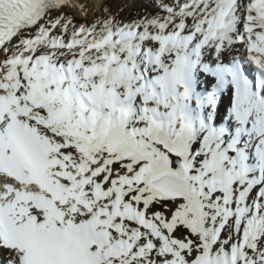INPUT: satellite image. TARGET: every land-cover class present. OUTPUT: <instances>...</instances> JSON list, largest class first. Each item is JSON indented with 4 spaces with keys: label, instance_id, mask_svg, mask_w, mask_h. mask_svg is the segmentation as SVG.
Masks as SVG:
<instances>
[{
    "label": "snow or ice",
    "instance_id": "obj_1",
    "mask_svg": "<svg viewBox=\"0 0 264 264\" xmlns=\"http://www.w3.org/2000/svg\"><path fill=\"white\" fill-rule=\"evenodd\" d=\"M0 264H264V0H0Z\"/></svg>",
    "mask_w": 264,
    "mask_h": 264
}]
</instances>
